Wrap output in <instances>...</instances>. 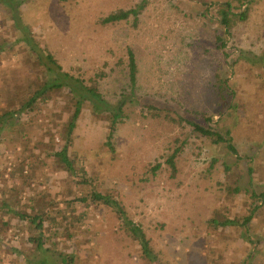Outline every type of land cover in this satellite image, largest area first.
Listing matches in <instances>:
<instances>
[{
  "label": "rangeland",
  "instance_id": "1",
  "mask_svg": "<svg viewBox=\"0 0 264 264\" xmlns=\"http://www.w3.org/2000/svg\"><path fill=\"white\" fill-rule=\"evenodd\" d=\"M142 1L136 23L132 15L114 24L98 23ZM223 1L24 0L20 20L30 27L37 49L46 51L44 58L52 54L61 71L88 85L97 81L108 101L128 95V117L118 125L111 151L105 144L108 121L89 102L83 104L69 152L92 184L77 186L53 155L65 144L77 96L68 87L55 89L47 101L0 131V206L56 215L65 200L95 187L117 195L129 218L143 227L161 264H241L251 248L254 264H264V60L259 61L264 0H245L248 15L232 29L227 57L214 42L221 33L217 8L207 9ZM19 26L0 2V113L18 106L31 82L41 86L49 76L46 65L33 63ZM129 48L138 63L135 96L128 86ZM218 72L226 73L234 91L222 113L211 92ZM150 106L162 109L160 115L153 116ZM197 112L213 114L215 129L231 130L238 154L196 134L186 122L171 120L178 115L199 120ZM182 141L173 172L165 160ZM157 163L161 168L152 173ZM75 205L73 219L60 221L55 233L45 224L56 250L74 253L76 264H149L112 209ZM254 206L247 226L207 222L248 214ZM82 213L85 219L76 221ZM4 219L7 226H2ZM0 225V264H38L41 253L27 243L29 235H37L31 222L0 212Z\"/></svg>",
  "mask_w": 264,
  "mask_h": 264
},
{
  "label": "trees",
  "instance_id": "2",
  "mask_svg": "<svg viewBox=\"0 0 264 264\" xmlns=\"http://www.w3.org/2000/svg\"><path fill=\"white\" fill-rule=\"evenodd\" d=\"M0 2L8 6L12 11V17L15 20H18V23L20 24L19 27L23 32V37L21 40L29 46L28 51L34 58L33 63L35 65H46V72H48L47 75H49L48 79L44 80L41 86H35L34 83L31 82L30 87L28 88V96L25 97L23 101H18V106L0 113V131L6 124L19 122L22 114H28L29 112L35 110L37 108V102L47 101L50 98L51 92H53L55 89L68 87L69 90L75 96H77V99L75 101L74 111L68 121L67 133L65 135V144L61 150L53 152V155L57 159L56 162L60 163V168L69 173L77 186L89 184V182L91 183V180L86 174L87 170L85 167L77 168L74 162L75 159L71 158L69 152V148L73 143L72 135L76 126V120L79 118L82 106L86 102H89L93 108V111L97 114H103V118L108 121V131L106 134L105 144H107L109 150L114 151V133L117 130L118 125L122 124L126 117H128L124 110L127 99L126 96L128 95L123 94L125 96L121 97V99L117 100L116 102L108 101L100 92L97 81L91 80V84L88 85L85 83L83 78L76 77L69 72L61 71V66L57 63L56 59L53 58L52 54H46V57L44 58L43 51L45 50L41 51L37 49L36 43L30 34V27L20 20V7L24 0H0ZM145 3V1H142L130 9H117L112 11L104 17H100L98 19V23L102 25L114 24L129 19L131 15L134 17V23H136L137 16L144 8ZM246 4L247 2H245V0H225L219 3L210 5L208 4L207 6V9L210 6L216 7L217 14L220 17L219 29L221 33L215 35L214 42L219 51L223 53V57L228 56L224 49L226 48V41L231 35L232 29L238 24V22L244 21L247 18L248 5L246 6ZM242 6H245L244 9H240ZM38 51L40 52L38 53ZM127 56V78L129 92L132 96H135L134 91L137 82L138 63L135 53L131 48L127 50ZM263 60L264 56H259V61ZM224 75H226V73L221 75V73L218 72L215 75L213 87L211 88V92L216 98V105L219 108V113L225 111V106L227 104L230 106V101L234 95V91L229 86V79ZM32 87L33 89H31ZM148 108L153 113V116L160 115L159 113L162 111V109L158 107L150 106ZM197 114H201V118L199 120L194 118L184 119V116L181 115H178V119L172 118L171 120L180 124L182 121L186 122L196 134L198 133L201 136L206 137L213 144L223 146L228 150V152H230L231 155L238 154V149L234 143L230 129L225 130V132L215 129L212 126V123H210V120H214L213 114L207 115L206 113L201 112H197ZM166 116L170 118L169 115ZM179 142L180 139L177 138L175 140V144ZM184 142L185 141H182L179 146H176L173 151L168 154L165 160L173 172L176 171V160ZM216 161L217 157H214L212 162L214 163ZM223 164L225 169L228 170L229 165L226 162ZM160 168L161 164L157 163L150 168V171L155 173V171ZM250 171H252V168H250ZM237 189L238 188H235V191ZM89 191V193H82L81 195L74 197V199L65 200L64 202L66 203V206L64 208H58L56 215H51L49 212H41L30 215L27 211H23L18 208H11L7 203H3L2 207L0 206V212L3 216H5L8 212H14L20 219L24 220L25 222H31L33 227H35L37 235H29L27 238V243L32 245L34 251L41 253V259L37 261L38 264H76L74 253H64L55 249L54 239H52L51 236L46 235L48 230H45V224H48L49 231L55 233V228L57 227V224L60 223V221L62 222L63 219H67L70 222L73 219L72 211L74 207H76L75 204L82 203L85 206H88L89 204L95 203L99 207L107 206L117 214L122 227L140 246V256L148 261L149 264H161V258L151 246L150 239L147 237L143 227L129 218L124 206L118 201L117 195L111 194L110 192L102 193L97 191L95 187H92ZM253 196L256 197L255 193ZM260 198L261 200L264 199V191L260 194ZM257 207L258 206H254L252 209H250V212L245 215H237L234 217L224 216L222 220L212 217L208 219L207 222L209 225H213L214 227L247 226L253 215L256 213ZM62 213H65V215H62ZM83 219H85V217L82 213L79 215L76 221H81ZM5 225L7 226L8 222L4 219L2 220V226ZM242 236L247 241L253 243V241L247 237L245 233H243ZM47 240H52V243L48 245ZM13 252L16 254L20 253L17 248H13ZM255 256L256 253L253 252V249H249L246 255L247 258L244 257L241 264H254ZM247 259H249V261Z\"/></svg>",
  "mask_w": 264,
  "mask_h": 264
}]
</instances>
